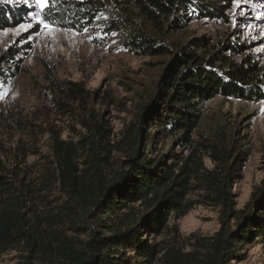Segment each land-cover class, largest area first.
<instances>
[{
	"label": "trees",
	"instance_id": "1",
	"mask_svg": "<svg viewBox=\"0 0 264 264\" xmlns=\"http://www.w3.org/2000/svg\"><path fill=\"white\" fill-rule=\"evenodd\" d=\"M232 1L48 0L49 6L40 11V18L49 26L80 33L98 24L102 36H118L124 51L143 56H175L148 95L150 101L142 106L137 130L124 135L118 149L126 150L124 164L110 177L102 171L103 162L108 163L102 151L108 149L94 139L105 132L97 115H91L92 121L83 122L88 133L83 139L75 143L60 137L53 139L52 176L54 184L72 203L67 209H74V203L96 211L90 215L94 225L88 228V239L80 241L79 248L71 247L60 230L40 229L39 221L34 224L25 212L28 206L23 205L21 212L4 208L0 214L2 250L23 244L28 254L41 253L40 264H153L158 254L163 264H228L241 245L254 236L264 237V187L252 195L253 201L246 209H233L231 183L242 170L244 155L239 150L211 146L205 138H191L201 120V105L208 100L216 96L264 100V69L254 55H242L245 45L240 42L219 41L214 50L202 37L175 51L176 46L169 50L151 32L170 33L181 28L187 19L231 22L227 10ZM19 12L22 10H13L8 2L0 0V24L15 23L13 19ZM232 37L236 38L235 33ZM192 46L204 54L197 55ZM233 53L239 54L240 59H233ZM17 56L12 48L0 54V77H12L19 71L21 59ZM7 59H11L9 64L2 66ZM69 94L80 100L87 96L78 83L64 95ZM144 127L157 129L150 137L144 135L150 145L141 153ZM163 134L175 137L172 144L189 152L175 153L172 145L165 152L157 149ZM205 156L210 158L212 168L203 165ZM4 185L0 175V196ZM193 193L196 199L189 197ZM196 205L218 207L220 227L208 237L192 234L194 243L189 244V251H184L175 229L167 225L168 216L178 219ZM57 216L73 218L58 213L47 216L45 225L55 222ZM88 216L89 213L81 218L74 216L69 230L84 232L87 228L79 222H86ZM230 217L235 218L234 229L226 225ZM47 234L57 242L56 246L38 243ZM160 235L169 241L159 247L153 238ZM234 242L238 243L235 250Z\"/></svg>",
	"mask_w": 264,
	"mask_h": 264
},
{
	"label": "rangeland",
	"instance_id": "2",
	"mask_svg": "<svg viewBox=\"0 0 264 264\" xmlns=\"http://www.w3.org/2000/svg\"><path fill=\"white\" fill-rule=\"evenodd\" d=\"M4 1L11 9L22 12L19 18L13 19L15 23L0 24V54L12 48L21 59L20 69L14 76L0 77V175L5 181L0 214L4 208L21 212L23 205L28 206L25 212L34 224L39 221L40 229L60 230L71 247L79 248L80 241L89 237L88 228L94 225L90 216L93 210L79 208L74 203L75 208L70 211L77 215L67 209L72 203L54 184L52 176L53 139L60 137L74 143L83 139L88 134L83 122H90L91 115H97L105 132L101 138L94 139L100 147L108 149L102 151L108 160V163L103 162L102 171L110 177L124 164L126 150L124 147L118 150L124 135L137 130L142 106L150 101L148 95L159 84L175 54L143 56L124 51L118 36H102L98 24L80 33L49 25L46 28L45 23H39L41 8L35 0L27 5L22 0ZM227 11L232 18L228 23L214 18L187 19L181 28L170 33L151 32L165 42L169 50L176 46L175 51L202 37L209 49L214 50L219 41L240 42L245 45L242 55H254L264 69V0H233ZM193 49L197 55L204 54ZM232 55L235 60L241 57ZM10 61L7 59L1 65L7 66ZM74 83L80 84L87 93L84 100L64 95ZM155 129L144 127L141 153L150 145L144 135L150 137ZM191 138H205L211 146L239 150L244 155L242 170L232 179L231 193L233 209H246L253 201L252 195L264 187V100L244 101L220 96L208 100L201 105V120ZM173 139L176 138L163 134V140L156 144L157 149L165 152L172 145L175 153L186 155L189 151L180 150L172 144ZM203 165L213 166L207 156L203 158ZM189 197L196 199V194ZM58 213L72 216L71 220L89 213L86 222H79L87 229L84 232L69 230L73 223L67 216H57L55 222L45 225L47 216ZM219 217L218 207L196 205L178 219L168 216L167 225L175 229L183 250L189 251V244L194 243L190 236L213 235L220 227ZM226 225L234 229L235 218L230 217ZM153 239L159 242V247L169 241L161 235ZM42 242L57 245L50 234L41 237L38 243ZM233 244L235 250L238 243ZM235 253L228 264H264V237L254 236ZM40 256L41 253L28 254L23 244L7 250L0 248V264H40ZM156 257L153 264H163L160 254Z\"/></svg>",
	"mask_w": 264,
	"mask_h": 264
},
{
	"label": "snow or ice",
	"instance_id": "3",
	"mask_svg": "<svg viewBox=\"0 0 264 264\" xmlns=\"http://www.w3.org/2000/svg\"><path fill=\"white\" fill-rule=\"evenodd\" d=\"M22 2L26 5L29 4V0H22ZM35 2H36V5L41 8V10H43L45 7L49 6L48 0H35ZM39 23H44V21L40 20ZM45 27L47 28L49 26L47 24H45Z\"/></svg>",
	"mask_w": 264,
	"mask_h": 264
}]
</instances>
